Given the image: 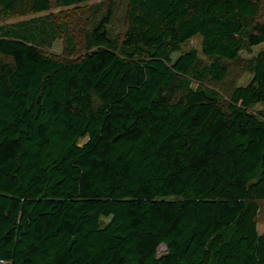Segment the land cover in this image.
Listing matches in <instances>:
<instances>
[{"label": "trees", "instance_id": "obj_1", "mask_svg": "<svg viewBox=\"0 0 264 264\" xmlns=\"http://www.w3.org/2000/svg\"><path fill=\"white\" fill-rule=\"evenodd\" d=\"M50 6L0 0V14ZM259 9V0H128L122 38L107 31L108 9L76 60L40 50L62 23L1 25L0 258L264 264V110H249L264 103V52L240 57L264 42ZM196 35L208 63L182 51ZM228 61L251 79L222 106L218 91L191 84L222 81Z\"/></svg>", "mask_w": 264, "mask_h": 264}, {"label": "rangeland", "instance_id": "obj_2", "mask_svg": "<svg viewBox=\"0 0 264 264\" xmlns=\"http://www.w3.org/2000/svg\"><path fill=\"white\" fill-rule=\"evenodd\" d=\"M260 1V9L256 18L264 20V0ZM128 0H87L71 5H61L56 0H51V6L48 10L35 13H12L9 15L0 14V26H8L20 20H27L32 17H43L51 21L54 25L59 23L64 24V31L58 29L56 38H53L47 45L40 48L42 52L52 57L62 59L71 58L78 59L87 52L85 47V34L90 31L92 26L102 18L108 9L111 10L110 22L107 24V31L112 38L121 39L124 33L125 11ZM66 35H70L74 40V45L68 54V44ZM182 51L195 49L198 57L204 63H208V59L201 52V36L196 35L182 45ZM264 52V42L253 46L252 52H240L242 59H247L256 55L258 52ZM178 53L173 54V58L177 57ZM0 60H9L8 57L0 55ZM228 72L225 78L220 81L205 79L201 83L192 82V87L198 85L205 88L215 89L221 96L220 104L225 106L230 91L236 87L245 85L251 79V74L245 71L240 62L228 61ZM252 112L264 110V103L257 102L249 107ZM258 214H257V230L262 232L264 230V200L258 201ZM109 220V217H102L100 224L104 225Z\"/></svg>", "mask_w": 264, "mask_h": 264}, {"label": "built area", "instance_id": "obj_3", "mask_svg": "<svg viewBox=\"0 0 264 264\" xmlns=\"http://www.w3.org/2000/svg\"><path fill=\"white\" fill-rule=\"evenodd\" d=\"M0 264H10V261L0 258Z\"/></svg>", "mask_w": 264, "mask_h": 264}, {"label": "water", "instance_id": "obj_4", "mask_svg": "<svg viewBox=\"0 0 264 264\" xmlns=\"http://www.w3.org/2000/svg\"><path fill=\"white\" fill-rule=\"evenodd\" d=\"M163 247H164V248H166V246H165V245H163Z\"/></svg>", "mask_w": 264, "mask_h": 264}]
</instances>
